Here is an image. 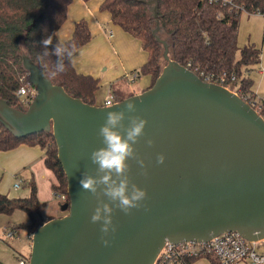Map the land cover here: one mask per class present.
I'll return each mask as SVG.
<instances>
[{
	"label": "water",
	"instance_id": "95a60500",
	"mask_svg": "<svg viewBox=\"0 0 264 264\" xmlns=\"http://www.w3.org/2000/svg\"><path fill=\"white\" fill-rule=\"evenodd\" d=\"M137 1L153 6L156 35L157 2ZM158 40L167 65L154 86L113 104L119 111L134 102L137 111L128 115L148 121L134 145L146 169L128 161L130 179L147 199L129 215L114 211L109 247L101 242V224L91 222L97 198L79 180L96 173L90 154L102 146L98 130L111 109L70 96L23 55L37 95L25 111L0 99V123L18 139L53 133L69 196L61 206L68 214L32 235L29 264H153L167 241L200 243L228 231L264 240V118L240 95L171 60L168 44ZM159 154L166 157L162 165Z\"/></svg>",
	"mask_w": 264,
	"mask_h": 264
},
{
	"label": "trees",
	"instance_id": "16d2710c",
	"mask_svg": "<svg viewBox=\"0 0 264 264\" xmlns=\"http://www.w3.org/2000/svg\"><path fill=\"white\" fill-rule=\"evenodd\" d=\"M89 1V0H84ZM158 4L160 30L153 34L157 26L152 7L137 0H103L102 9L110 12L114 24L142 41L148 52V61L140 69V75H150L152 88L167 65L164 59V40L169 46V56L173 61L200 72L221 75H235L236 87L253 95L252 81L245 76L250 68L259 65L260 53L253 47L241 48L238 43L241 13L207 0H155ZM247 10L264 11V0H235ZM72 0H0V99L21 111L27 107L20 103L17 91L21 79L29 82L28 71L23 66V55H28L53 84L61 85L66 92L84 103L95 105L98 81L90 76L77 73L73 63L65 59L66 70L55 73L57 57L51 55L59 45L73 54L91 39L85 21L79 22L71 40L60 42L57 33L66 22L68 8ZM51 38L45 49L43 42ZM50 54L44 56V51ZM228 82L224 83L227 86ZM133 96V95H132ZM131 97V96H130ZM126 99V98H125ZM124 98L115 97V102ZM21 144L39 145L45 150V165L50 169L56 183V194L68 196V179L58 157V148L52 132H41L23 139L16 138L0 123V152L13 150ZM28 198H9L0 193V214L12 215L21 211L28 216V222L15 226L16 231L26 232L31 238L34 232L47 221L41 212L37 188L31 183ZM69 201V196L66 202ZM65 202V203H66ZM213 263L218 261L209 257Z\"/></svg>",
	"mask_w": 264,
	"mask_h": 264
},
{
	"label": "crops",
	"instance_id": "0c3cea01",
	"mask_svg": "<svg viewBox=\"0 0 264 264\" xmlns=\"http://www.w3.org/2000/svg\"><path fill=\"white\" fill-rule=\"evenodd\" d=\"M102 4L103 0H72L67 20L57 33L60 42L64 43L72 39L79 22L87 23L91 39L73 54L72 63L78 74L98 81L95 93L97 106H104V102L111 95L125 99L140 94L152 83L150 75L139 74L148 61V52L144 50L142 41L114 24L110 12L103 10ZM238 43L241 48L253 47L260 53L259 65L250 68L245 76L253 83L251 91L255 95L264 96V17L241 14ZM133 73L137 75L135 79L129 77ZM45 155L41 146L29 144H21L13 150L0 152V193L9 198L25 199L30 196V185L34 183L42 204V215L47 218L43 213L55 212L58 197L53 190L56 178L45 165ZM17 182H21V186L14 189ZM20 212L16 211L12 215L0 214V232H3L0 236V264L12 263L13 252L10 248L15 251L20 245L14 240L23 239V231H17L16 238L12 240L5 238L6 228H15L23 223L16 220V214ZM24 233V245L31 248L32 238ZM257 248H262L257 251L264 253V245H257ZM192 264L214 263L211 259L201 258ZM242 264H250V261L245 260Z\"/></svg>",
	"mask_w": 264,
	"mask_h": 264
},
{
	"label": "clouds",
	"instance_id": "9594fccd",
	"mask_svg": "<svg viewBox=\"0 0 264 264\" xmlns=\"http://www.w3.org/2000/svg\"><path fill=\"white\" fill-rule=\"evenodd\" d=\"M51 38L43 42L45 49L50 45ZM50 53L45 50L43 55ZM57 57L53 73H62L66 70L65 59L72 63L73 52L59 45L54 47L51 53ZM104 123L99 127L98 136L102 146L93 150L90 154L91 164L96 167L95 175L84 172L81 174L79 184L84 191L90 192L97 198V206L91 216L93 224H101V242L105 247L110 246V240L106 239L109 233H115L113 225V214L119 209L125 215L131 214L133 209L139 210L144 207L143 201L147 199L146 190L141 189L130 179L131 167L129 160H136L142 169L146 165L139 159L134 148L141 137L145 135L147 120L136 115H128L137 111L134 102H128L124 109L115 111L109 102ZM128 121L125 125V121ZM154 141L147 140V145L151 147ZM166 157L163 154L157 156V163L162 165ZM146 175V171L144 172ZM102 197H106L105 202ZM147 211V209L145 208Z\"/></svg>",
	"mask_w": 264,
	"mask_h": 264
},
{
	"label": "built area",
	"instance_id": "2783aa9c",
	"mask_svg": "<svg viewBox=\"0 0 264 264\" xmlns=\"http://www.w3.org/2000/svg\"><path fill=\"white\" fill-rule=\"evenodd\" d=\"M210 4H219L228 7L232 10L245 13L248 15H258L264 17V11L256 9L253 11L247 10L244 6L238 5L235 0H207ZM202 80L209 83H217L222 86L228 82L226 87L234 93L240 95L249 105H251L264 118V96H258L253 93H244L241 89H231V83L237 81L235 75H229L226 72L221 75H214L211 73L200 72L198 75ZM130 78L135 79V73L129 75ZM22 85L17 91V97L20 103L28 107L37 95V89L26 82L25 78L21 79ZM109 102L113 105L115 98L111 95L105 102L104 106H108ZM21 182L14 185V189H19ZM58 198L67 201L66 194H56ZM17 231L15 228H6L5 238L12 240L16 238ZM257 245H264V240L259 242H249L238 232H225L219 236L211 238L206 242H183L175 244L167 241L165 246L157 255L153 264H192L194 261L201 258L212 257L218 261L219 264H242L243 261L249 260L250 264H264V253L257 251ZM19 264H29L25 259H21Z\"/></svg>",
	"mask_w": 264,
	"mask_h": 264
},
{
	"label": "rangeland",
	"instance_id": "374dc122",
	"mask_svg": "<svg viewBox=\"0 0 264 264\" xmlns=\"http://www.w3.org/2000/svg\"><path fill=\"white\" fill-rule=\"evenodd\" d=\"M244 15V13L242 14ZM27 189V188H24ZM57 202V209H55V212H47L45 211V213H43L47 218H59L62 217L63 215H67L68 212H62L61 211V206L65 203L63 200H61L60 198L56 199ZM16 220L18 222H23L26 223L28 222V217L25 213H17L16 214ZM3 231V230H2ZM3 235V232H0V236ZM21 238H23L21 241L18 240H14L15 243H18L20 246L16 247L15 251L14 249L10 248V250L13 252V257H12V263L11 264H19V261L21 258L27 260L29 262L30 259V253H31V248H29L28 246H25V239H26V235L24 232L21 233ZM12 243V242H11ZM262 248H257V250H261Z\"/></svg>",
	"mask_w": 264,
	"mask_h": 264
},
{
	"label": "flooded vegetation",
	"instance_id": "af4514ba",
	"mask_svg": "<svg viewBox=\"0 0 264 264\" xmlns=\"http://www.w3.org/2000/svg\"><path fill=\"white\" fill-rule=\"evenodd\" d=\"M64 216V215H63Z\"/></svg>",
	"mask_w": 264,
	"mask_h": 264
}]
</instances>
